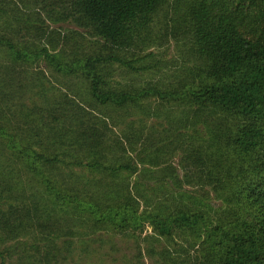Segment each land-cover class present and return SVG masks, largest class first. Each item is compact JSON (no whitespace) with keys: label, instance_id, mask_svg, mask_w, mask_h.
I'll use <instances>...</instances> for the list:
<instances>
[{"label":"trees","instance_id":"trees-1","mask_svg":"<svg viewBox=\"0 0 264 264\" xmlns=\"http://www.w3.org/2000/svg\"><path fill=\"white\" fill-rule=\"evenodd\" d=\"M42 62L138 121L108 141ZM0 187L24 201L0 243L40 240L35 264L97 234L150 242L153 264H264V0H0Z\"/></svg>","mask_w":264,"mask_h":264},{"label":"rangeland","instance_id":"rangeland-1","mask_svg":"<svg viewBox=\"0 0 264 264\" xmlns=\"http://www.w3.org/2000/svg\"><path fill=\"white\" fill-rule=\"evenodd\" d=\"M68 27L79 29L75 25L69 23L52 24V28L59 31H64ZM43 44L54 52L52 43L45 42ZM40 65L49 77L50 82L46 83L48 96L53 97L56 93L55 89L51 87L53 84L59 87L63 85L62 87L74 97V112L77 117L85 123L92 124L91 127L95 129V131H98L105 125V137L108 141H113L117 137V132L120 128L124 127L126 121H138L135 116L126 118L122 112H109L106 108L95 110L92 105L87 103L86 98H88V87L79 75H74L67 79H65L66 77H63V79L60 80L63 84L60 85L56 82V76H53L51 67L46 66L44 62ZM145 79H148L147 74L137 76L135 81L142 84ZM32 98L36 101L41 100V98L33 95L26 101L29 105H32ZM76 102H78L80 106L76 105ZM144 108L150 110L148 114L143 116L146 123H157L162 120V118L155 116L157 112L156 107L146 105ZM129 112L131 113L132 110H129ZM142 112L143 111H141V113ZM111 116H113V118H111ZM24 176L25 178L23 180L26 183L27 177L26 175ZM35 183L38 184V182ZM25 187L27 186L25 185ZM27 189L32 191L30 188ZM8 191L9 190H4V188L0 187V218L2 213H5L10 209V206L17 205L18 207H21L24 202L21 199L10 197ZM21 193V191L14 192L17 197L21 196ZM29 194L30 192L26 190V198ZM37 194V198L40 200L46 197L45 194H42L39 191H37ZM25 201L29 202V199H26ZM218 203L221 204V201ZM151 232L152 229L148 227L145 234ZM94 237L95 238L92 239L91 237H86L83 240L79 236L68 238L71 245H67V249L65 248V239L63 240L62 238L61 240H57V246L52 250V253L50 254V262L48 264H153V259L150 258L147 251H145L151 246L150 242H143V257L138 256L137 246L134 239H129L124 236H112L109 234H103L102 237L101 234H97ZM37 245H39L40 248L39 253L38 247L36 248ZM152 246L155 249L160 250L163 247V243L154 242ZM46 249H48V247H46L44 243L40 242V240H34L31 235H24L12 239L8 238L5 233H2V242L0 243V264H35L38 263L39 260H43V255H45L44 253Z\"/></svg>","mask_w":264,"mask_h":264}]
</instances>
